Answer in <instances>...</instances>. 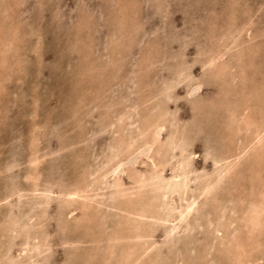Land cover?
I'll return each mask as SVG.
<instances>
[{"label": "rangeland", "instance_id": "374dc122", "mask_svg": "<svg viewBox=\"0 0 264 264\" xmlns=\"http://www.w3.org/2000/svg\"><path fill=\"white\" fill-rule=\"evenodd\" d=\"M263 30L264 0H0V264H264Z\"/></svg>", "mask_w": 264, "mask_h": 264}, {"label": "bare ground", "instance_id": "6f19581e", "mask_svg": "<svg viewBox=\"0 0 264 264\" xmlns=\"http://www.w3.org/2000/svg\"><path fill=\"white\" fill-rule=\"evenodd\" d=\"M235 3H236V1H235ZM235 3H234V4H235ZM232 4H233V3H232ZM235 6H236V4H235ZM225 11H226V10H225ZM248 11H249V10H248ZM227 12H228V11H227ZM250 12L252 13L251 10H250ZM246 13H247V12H246ZM225 14H226V13H225ZM230 14H231V13H230ZM242 14H244V13H242ZM254 14H256V13H254ZM223 15H224V14H223ZM233 15H235V13H233ZM246 15H247V14H246ZM226 16H227V15H226ZM247 16H248V15H247ZM227 17H228V16H227ZM227 19H228V18H227ZM249 20H250V19H249ZM249 20H247V21H249ZM123 21H124V20H123ZM127 21H128V20H127ZM221 21H222V20H221ZM228 21H229V20H228ZM228 21H227V22H228ZM227 22H226V23H227ZM230 22H231V21H229V23H230ZM215 24H216V23H215ZM222 24H224V23H222ZM237 24H239V23H237ZM237 24H236V25H237ZM251 24H252V23H251ZM241 25H242V24H241ZM243 25H245V24H243ZM226 26H227V24H226ZM229 26H230V25H229ZM237 26H238V25H237ZM239 26H240V25H239ZM239 26H238V27H239ZM227 27H228V26H227ZM231 27H232V25H231ZM233 28H234V27H233ZM235 30H236V29H235ZM263 32H264V30H263ZM245 33H246V32H245ZM253 33H254V32H253ZM219 34H220V33H219ZM254 34H255V33H254ZM217 35H218V34H217ZM250 35H251V34H250ZM263 35H264V34H263ZM215 36H216V35H215ZM220 36H221V35H220ZM116 37H117V36H116ZM241 37H242V35H241ZM242 38H243V37H242ZM253 39H254V38H253ZM242 40H243V39H242ZM218 42H219V41H218ZM231 48H232V47H231ZM233 48H234V47H233ZM248 49H249V48H248ZM251 49H252V48H251ZM253 49H254V48H253ZM253 49H252V50H253ZM262 51H263V50H262ZM257 52H258V51H257ZM224 54H225V53H224ZM209 55H210V54H209ZM239 55H240V54H239ZM248 56H249V55H248ZM263 56H264V55H263ZM253 57H254V56H253ZM4 58H5V57H4ZM146 58H147V57H146ZM210 58H211V57H210ZM214 58H215V57H214ZM239 58H240V57H239ZM256 58L258 59V57H256ZM144 59H145V57H144ZM150 59H151V58H150ZM247 59H248V58H247ZM247 59H246V60H247ZM228 60H229V59H228ZM234 60H235V59H234ZM243 60H244V59H243ZM217 61H218V60H217ZM232 61H233V60H232ZM255 61H256V60H255ZM257 62H258V61H257ZM214 63H215V62H214ZM219 63H220V62H219ZM242 63H243V62H242ZM263 64H264V63H263ZM231 65H232V64H231ZM213 66H214V65H213ZM221 66H222V65H221ZM250 66H251V65H250ZM211 67H212V66H211ZM233 67H234V66H233ZM220 68H221V67H220ZM220 68H219V69H220ZM251 69H252V67H251ZM245 70H246V69H245ZM216 71H217V70H216ZM218 71H219V70H218ZM218 71H217V73H218ZM231 71H232V70H231ZM251 72H252V70H251ZM232 73H233V72H231V74H232ZM252 73H254V72H252ZM214 74H215V72H214ZM229 74H230V73H229ZM229 74H228V77H229ZM246 74H247V73H246ZM232 75H233V74H232ZM235 75H236V74H235ZM207 76H208V75H207ZM139 77H140V76H139ZM251 77H252V76H251ZM218 78H219V77H218ZM222 78H224V77H222ZM225 78H226V77H225ZM225 78H224V79H225ZM224 79H222V80H224ZM114 80H115V79H114ZM210 80H211V79H210ZM215 80H216V79H215ZM211 81H212V80H211ZM225 81H226V80H225ZM235 81H236V79H235ZM216 82H217V81H216ZM226 82H227V81H226ZM253 82H254V81H253ZM256 82H257V80H256ZM232 84H233V83H232ZM251 85H252V84H251ZM218 86H219V85H218ZM220 90H221V88H220ZM218 91H219V90H218ZM260 91H261V90H260ZM221 92H222V90H221ZM0 93H1V92H0ZM2 93H3V92H2ZM259 93H260V92H259ZM224 94H225V93H224ZM226 94H227V93H226ZM149 95H150V94H149ZM222 95H223V94H222ZM219 96H220V95H219ZM219 96H217V97L219 98ZM224 96H225V95H224ZM142 97H143V96H142ZM215 97H216V96H215ZM149 98H150V96H149ZM218 98H217V99H218ZM223 98H224V97H223ZM217 99H216V100H217ZM220 99H222V98H220ZM226 99H227V97H226ZM228 99H229V98H228ZM142 100H143V99H142ZM139 101H140V100H139ZM148 101H149V99H148ZM152 101H153V100H152ZM226 101H227V100H225V102H226ZM261 101H262V100H261ZM153 102H154V101H153ZM203 102H204V101H202L201 103H203ZM225 102H224V103L221 102V103H223V105H224V104L226 105L227 102H226V103H225ZM137 103H138V102H137ZM217 103H218V102H217ZM219 103H220V102H219ZM132 104H133V103H132ZM144 105H145V104H144ZM153 106H154V105H153ZM210 106L212 107V105H210ZM237 106H238V105H237ZM125 107H126V106H125ZM127 108H128V107H127ZM127 108H126V109H127ZM155 108H156V107H155ZM159 108H160V107H159ZM202 108H203V107H202ZM205 108H207V106H206ZM205 108H204V109H205ZM221 108H222V107H221ZM221 108H220V109H221ZM223 108H224V107H223ZM153 109H154V108H153ZM198 109H199V108H198ZM204 109H203V111H204ZM218 109H219V108L215 109V111H218ZM225 109H226V106H225ZM260 109H261V108H260ZM146 110H147V108H146ZM156 110H157V109H156ZM137 111H139V110H137ZM141 111H142V110H141ZM245 111H246V110H245ZM139 112H140V111H139ZM151 112H152V111H151ZM155 112H156V111H155ZM163 112H164V111H163ZM165 112H166V111H165ZM198 112H199V111H198ZM221 112H224V111H221ZM221 112H220V114H221ZM225 112H226V111H225ZM228 112H229V111H228ZM125 113H126V112H125ZM158 113H159V112H158ZM260 113H261V112H260ZM139 114H140V113H139ZM143 114H144V113H143ZM143 114H142V115H143ZM202 115H204V114H202ZM211 115H213V114H211ZM226 115H227V113H226L225 115H223V116L225 117ZM233 115H234V114H233ZM116 116H118V115H116ZM116 116H115V117H116ZM147 116H148V114H147ZM208 116H209V115H208ZM215 116H216V115H215ZM221 116H222V114H221ZM229 116H230V115H229ZM229 116H228V117H229ZM122 117H123V116H122ZM204 117H205V115H204ZM212 117H214V116H212ZM230 117H231V116H230ZM149 118H150V117H149ZM151 118H152V117H151ZM207 118H208V117H207ZM226 118H227V117H226ZM226 118H224V119L221 118V119L225 120ZM143 119H144V118H143ZM215 119H216V117H215ZM219 119H220V118H219ZM230 119H231V118H230ZM235 119H236V118H235ZM132 120H133V119H132ZM135 120H136V117H135ZM148 120H149V119H148ZM156 120H157V119H156ZM233 120H234V119H233ZM240 120L243 121V118H241ZM138 121H140V120H138ZM143 121H144V120H143ZM225 121H226V120H225ZM236 121H237V120H236ZM236 121H235V123H236ZM118 122H119V121H118ZM210 122H212V121H209V123H210ZM220 122H221V121H220ZM230 122H231V121H230ZM230 122H229V123H230ZM243 122H244V121H243ZM109 123H110V122H109ZM109 123H108V125H112V123H111V124H109ZM126 123H127V122H126ZM131 123H133V122L131 121ZM134 123H135V122H134ZM134 123H133V124H134ZM209 123H208V124H209ZM212 123H213V122H212ZM232 123H234V122H232ZM237 123H239V122H237ZM140 124H141V123H140ZM146 124H147V122H146ZM157 124H158V123H157ZM213 124H214V123H213ZM219 124H222V125H221L222 128L224 127L223 122H221V123H218V124H217V125H218V128H219ZM149 125H151V124H149ZM149 125H148V126H149ZM152 125H153V124H152ZM236 125H237V124H236ZM253 125H254V124H253ZM261 125H262V123H261ZM204 126H205V125H203V127H204ZM210 126L213 127L214 125H210ZM226 126L229 127L228 125H226ZM244 126H245V125H244ZM244 126H243V127H244ZM248 126H249V125H248ZM151 127H152V126H151ZM151 127H150V128H151ZM153 127H154V126H153ZM155 127H156V126H155ZM227 127H225V128H227ZM245 127H247V126H245ZM245 127H244V129H245ZM253 127H254V128H255V127L258 128L259 126H258V125H257V126L255 125V126H253ZM136 128H137V126H136ZM136 128H135V130H136ZM147 128H148V127H147ZM225 128H224V130H225ZM248 128H251V127L249 126ZM36 129H37V128H36ZM137 129H139V128H137ZM227 129H228V128H227ZM263 129H264V125L262 126V130H263ZM37 130H38V129H37ZM245 130H246V129H245ZM253 130H254V129H253ZM253 130H252V128H251V131H252V132H253ZM255 130H256V129H255ZM255 130H254V131H255ZM116 131H117V130H116ZM137 131H138V130H137ZM143 131H144V130H143ZM222 131H223V130H222ZM222 131H221V132L219 131V132L222 133ZM228 131H229V130H228ZM248 131H249V130H247V132H248ZM251 131H249V132H251ZM260 131H261V130H260ZM135 132H136V131H134V133H135ZM147 132L149 133L150 131L148 130ZM155 132H156V131H155ZM240 132H241V131H240ZM134 133H133V134H134ZM144 133H145V132H144ZM220 133H219V135H221ZM228 133H230V132H228ZM234 133H235V132H234ZM256 133H257V132H256ZM256 133H255V134H256ZM155 134H156V133H155ZM217 134H218V133H216V136H219V135H217ZM244 134H246V133H244ZM250 134H251V133H250ZM258 134H259V133H258ZM145 135H148V134H145ZM151 135H152V134H151ZM212 135H213V134H212ZM248 135H249V134H248ZM252 135H254V132L252 133ZM261 135H262V134H261ZM132 136H133V135H132ZM136 136H137V135H136ZM154 136H155V135H154ZM173 136H174V135H173ZM175 136H176V135H175ZM175 136H174V137H175ZM239 136H240V133H239ZM239 136H238V137H239ZM246 136H247V135H246ZM246 136H244V137H246ZM249 136H251V135H249ZM254 136H255V135H254ZM254 136H253V139L256 137V136H255V137H254ZM259 136H260V135H259ZM134 137H135V135H134ZM176 137H177V136H176ZM212 137H213V136H212ZM221 137H225V136L222 134ZM235 137H237V135L234 136V138H235ZM238 137H237V138H238ZM121 138H122V137H121ZM121 138H120V139H121ZM136 138H137V137H136ZM146 138H147V137H146ZM148 138H149V140H150V137H148ZM172 138H173V137H172ZM178 138H179V137H178ZM230 138H231V137H230ZM230 138H229V140H230ZM234 138H233V139H234ZM240 138H243V136L240 137ZM36 139H37V138H36ZM154 139H155V138H154ZM154 139H153V140H154ZM168 139H169V138H168ZM213 139H214V138H213ZM224 139H225V138H224ZM235 139H236V138H235ZM248 139H249V138H248ZM147 140H148V139H147ZM153 140H152V142H153ZM256 140H257V137H256ZM34 141H35V140H34ZM34 141H33V142H34ZM150 141H151V140H150ZM215 141H217V140H215ZM219 141H220V139H219ZM219 141H218V142H219ZM225 141H226V140H225ZM259 141H262V143L264 142V138H263V136H262V140H259V139H258V143H259ZM171 142H172V141H171ZM179 142H180V141H179ZM188 142H189V141H186V142H184V143H188ZM220 142H221V141H220ZM227 142H229V141H227ZM234 142H236V141H234ZM234 142H233V144H234ZM36 143H37V142L35 141V145H36ZM134 143H135V142H134ZM138 143H139V142H138ZM167 143H168V141H167ZM222 143H224V142H222ZM252 143H253V142H252ZM252 143L250 144V146L252 145ZM33 144H34V143H33ZM120 144H121V143H120ZM131 144H133V142H132ZM227 144H229V143H227ZM237 144H238V143H237ZM135 145H136V144H135ZM135 145H134V147H135ZM224 145H225V144H224ZM238 145H239V144H238ZM238 145H237V147H238ZM258 145H259V144H256V147H257V148H258ZM37 146H39L38 143H37ZM169 146H170V145H169ZM171 146H172V145H171ZM218 146H220V143H219ZM234 146H235V145H234ZM246 146H247V144H246ZM259 146H260V148H261L263 145L261 146V144H260ZM32 147H33V146H32ZM35 147H36V146H35ZM180 147H181V146H180ZM253 147H255V146H252V149H253ZM30 148H31V147H30ZM130 148H131V147H130ZM221 148H222V147H221ZM221 148L219 147L218 149H221ZM225 148H226V147H225ZM230 148H231V147H230ZM36 149H37V148H36ZM36 149H35V150H36ZM120 149H121V148H120ZM122 149H123V148H122ZM183 149H184V148H183ZM226 149H227V151H228V148H226ZM247 149H248V148H247ZM252 149H251V150H252ZM31 150H32V149H31ZM38 150H39V149H38ZM127 150H129V147H128ZM127 150H125V151H127ZM223 150H224V149H223ZM245 150H246V149H245ZM256 150H258V149H256ZM36 151H37V150H36ZM170 151H173V150H170ZM181 151H182V150H181ZM227 151H226V152H227ZM239 151H240V150H239ZM247 151H248V150H247ZM247 151H246V152H247ZM253 151H254V153L251 152V154H252V153H253V154H256V153L258 152V151L255 152V149H253ZM263 151H264V149H263ZM215 152L217 153L218 151L215 150ZM226 152H224V153H226ZM230 152H231V151H230ZM237 152H238V151H237ZM29 153H30V152H29ZM155 153H156V152H155ZM222 153H223V151H222ZM249 153H250V152H249ZM260 153H262V151H261ZM260 153H259V155H262V154H260ZM226 154H228V153H226ZM236 154H237V153H236ZM32 155H33V154H32ZM157 155H159V152H158ZM216 155H217V154H216ZM220 155H221V154L218 153V156H220ZM263 155H264V152H263ZM27 156H28V155H27ZM187 156H188V155H187ZM221 156H223V155H221ZM221 156H220V157H221ZM225 156H226V155H225ZM225 156H224V157H225ZM240 156H241V154H240ZM255 156H256V159L253 158V161H254V159H255L256 162H259V161H260V160L257 161L259 158H264V156H261V157H259V158L257 157V155H255ZM242 157H243V156H242ZM26 158H27V157H26ZM37 158H38V157H37ZM158 158H159V157H157V159H158ZM182 158H184V157H182ZM211 158H216V157L213 156V157H211ZM237 158H238V157H237ZM33 159H36V158H33ZM38 159H39V158H38ZM166 159H168V158H166ZM230 159H232V158H230ZM213 160H214V159H213ZM218 160H219V159H218ZM218 160H217V161H218ZM236 160H237V159H236ZM263 160H264V159H262L261 162H263ZM32 161H33V160H32ZM165 161H166V160H165ZM183 161H184V159H183ZM253 161L250 162V163H253V165H254L253 167L257 166V167L259 168V164H254ZM25 162H27V161H25ZM33 162H34V161H33ZM35 162H36V161H35ZM160 162H161V161H160ZM171 162H173V161H171ZM184 162H185V161H184ZM213 162H214V161H213ZM223 162H224V161H223ZM227 162H228V160H227ZM256 162H255V163H256ZM214 163H215V162H214ZM259 163H260V162H259ZM263 163H264V162H263ZM153 164H154V163H153ZM153 164H152V165H153ZM184 164H185V163H184ZM165 165H166V164H165ZM168 165H169V164H168ZM176 165H177V164H176ZM181 165H182V164H181ZM153 166H154V165H153ZM162 166H163V165H162ZM218 166H219V165H218ZM218 166H217V167H218ZM263 166H264V165H263ZM219 167H220V166H219ZM219 167H218V168H219ZM253 167H252V168L250 167V168L253 169ZM260 167H261V168L259 169V171L261 170V172L263 173V171H262V166H260ZM176 168H177V167H176ZM176 168H174V169H176ZM179 168H181V167H179ZM214 168H215V167H214ZM35 169H36V168H35ZM151 169H153V168L148 169V170H150V171H147V172H151ZM158 169H159V168H158ZM163 169H164V168H163ZM172 169H173V168H172ZM174 169H173V170H174ZM177 169H178V168H177ZM181 169H182V168H181ZM254 169H255V168H254ZM155 170H156V169H155ZM213 170H214V169H213ZM213 170H212V171H213ZM249 170H250V169H249ZM153 171H154V169H153ZM177 171H180V170H177ZM223 171H224V170H223ZM230 171H232V170H230ZM147 172H146V173H147ZM157 172H158V171H157ZM162 172H163V171H162ZM181 172H183V171H181ZM181 172H178V173H181ZM213 172H214V171H213ZM216 172H217V171H216ZM224 172H225V171H224ZM234 172H235V171H234ZM253 172H254V171H253ZM137 173H138V171H137ZM137 173H136V174H137ZM144 173H145V172H144ZM183 173H184V172H183ZM247 173H248V172H247ZM138 174H139V173H138ZM138 174H137V175H138ZM148 174H149V173H148ZM185 174H186V173H185ZM214 174H215V173H214ZM225 174H228V173H225ZM231 174H232V173H231ZM254 174H257V171H255ZM254 174H253V175H254ZM259 174H260V172H259ZM146 175H147V174H146ZM207 175H208V174H207ZM234 175H235V174H234ZM251 175H252V173L250 174V177H251ZM253 175H252V176H253ZM260 175H261V174H260ZM102 176H104V175H102ZM140 176H141V175H140ZM147 176H148V175H147ZM149 176H151V175H149ZM158 176H160V175H158ZM163 176H164V175H163ZM163 176H162V177H163ZM173 176H176V175H173ZM182 176H183V175H182ZM210 176H211V174L209 175V177H210ZM220 176H221V175H220ZM105 177H106V176H105ZM143 177H145V174H144ZM155 177H157V176H155ZM155 177H154V178H155ZM167 177H168V176H167ZM171 177H172V176H171ZM234 177H235V176H234ZM234 177H233V178H234ZM236 177H237V176H236ZM250 177H249V178H250ZM254 177H255V176H254ZM254 177H251V178H250V180H251L250 182L252 183V185H253V183H254V182H252V181H253V180H254V181L256 180L257 175H256V178H254ZM210 178H211V177H210ZM210 178H209V180H210ZM213 178H214V177H213ZM217 178H218V177H217ZM224 178H225V177H224ZM252 178H254V179L252 180ZM33 179H34V178H33ZM102 179H103V178H102ZM155 179H156V178H155ZM158 179H159V178H158ZM161 179H163V178H161ZM186 179H187V178H186ZM219 179H221V178H219ZM219 179H218V180H219ZM237 179H238V178H237ZM257 179H258V178H257ZM259 179H260V178H259ZM259 179H258V180H259ZM261 179H263V178H261ZM30 180H31V179H30ZM148 180H150V179L148 178L147 181H148ZM165 180H166V179H165ZM174 180H176V179H174ZM174 180L172 179V182H173ZM182 180L184 181V178H183ZM182 180H181V181H182ZM227 180H228V179H227ZM234 180H235V179H234ZM245 180H246V179H245ZM145 181H146V180H144V182H145ZM159 181H160V180H159ZM159 181H158V182H159ZM163 181H164V180H163ZM178 181H179V179H178ZM186 181H187V180H186ZM186 181H184V182H186ZM211 181H212V180H211ZM240 181H241V180H240ZM261 181H262V180H259L260 183H261ZM36 182H37V180H36ZM169 182H170V185H171V181H169ZM176 182H177V181H176ZM184 182H183V183H184ZM244 182H245V181H244ZM256 182H258V181H256ZM28 183H29V182H28ZM150 183H151V182H150ZM161 183H162V182H161ZM164 183H165V182H164ZM207 183H208V182H207ZM227 183H228V182H227ZM84 184H85V183H84ZM119 184H120V183H119ZM178 184H179V183H178ZM184 184H185V183H184ZM205 184H206V183H205ZM212 184H213V183H212ZM263 184H264V183L262 182V184H261L260 186H262ZM28 185H29V184H28ZM122 185H123V184H122ZM156 185H157V184H156ZM165 185H166V184H165ZM235 185H237V184H235ZM248 185H249V182H248ZM255 185H256V184H255ZM257 185H258V184H257ZM157 186H159V185H157ZM212 186H213V185H212ZM32 187H33V185H32ZM38 187H39V186H38ZM120 187H121V186H120ZM124 187H126V186H124ZM204 187H207V186H204ZM213 187H214V186H213ZM232 187H233V186H232ZM234 187H235V186H234ZM251 187H252V186H251ZM256 187H257V186H256ZM258 187H259V186H258ZM262 187H263V186H262ZM262 187H260L261 190H262ZM22 188H23V187H22ZM35 188H36V187H35ZM188 188H189V186H188ZM188 188H187V189H188ZM235 188H236V187H235ZM239 188H241V186H240ZM263 188H264V187H263ZM125 189H126V188H125ZM208 189H209V188H208ZM212 189H213V188H212ZM212 189H211V190H212ZM231 189H232V188H231ZM237 189H238V188H237ZM242 189H243V188H242ZM247 189H248V188H247ZM182 190H183V189H182ZM197 190L199 191V189H197ZM214 190H215V189H214ZM240 190H241V189H240ZM258 190H260V189H258ZM22 191H23V190H22ZM26 191H27V189H26ZM28 191H29V190H28ZM238 191H239V190H238ZM250 191H251V190H250ZM252 191H253V190H252ZM263 191H264V190H263ZM30 192H31V191H30ZM32 192H33V191H32ZM32 192H31V193H32ZM118 192H119V191H117V194H119ZM137 192H138V191H137ZM140 192H141V191H140ZM199 192H201V191H199ZM205 192H206V191H205ZM214 192H215V191H214ZM235 192H236V191H235ZM248 192H249V191H248ZM19 193H20V190H19ZM23 193H24V192H23ZM26 193H27V192H26ZM35 193H36V191H35ZM111 193H112V192H111ZM143 193H145V192H143ZM149 193H150V192H148V194H149ZM158 193H159V192H158ZM239 193H240V192H239ZM257 193H258V192H257ZM66 194H68L69 196H73L74 194H76V191H74V190H67ZM114 194H115V193H114ZM137 194H139V193H137ZM193 194H195V192L192 193V195H193ZM196 194H197V192H196ZM196 194L194 195L195 197L197 196ZM198 194H199V193H198ZM201 194H202V192H201ZM204 194H205V193H204ZM258 194H259V193H258ZM0 195H1V194H0ZM25 195H26V194H25ZM32 195H33V194H32ZM36 195H37V194H36ZM127 195H128V194H127ZM130 195H131V194H130ZM143 195H146V194H143ZM161 195H162V192H161ZM189 195H190V193H189ZM205 195H206V194H205ZM5 196L7 197L8 194H7V195L5 194ZM9 196H10V195H9ZM110 196H113V194L110 195ZM140 196H141V195H140ZM146 196H147V195H146ZM154 196H155V195H154ZM157 196H158V195H157ZM182 196H183V195H182ZM194 196H193V197H194ZM210 196H211V195H210ZM214 196H215V195H214ZM0 197H1V199H2V195H1ZM20 197H22V196H20ZM31 197H32V196H31ZM34 197H35V196H34ZM113 197H114V196H113ZM116 197H118V196H115V198H116ZM142 197H143V196H142ZM151 197H152V196H151ZM159 197H160V196H159ZM193 197H192V198H193ZM236 197H237V196H236ZM7 198H9V197H7ZM22 198H23V197H22ZM144 198H145V197H144ZM149 198H150V197H149ZM231 198H232V197H231ZM28 199H29V198H28ZM36 199H37V198H35V200H36ZM136 199H138V198H136ZM146 199H147V198H146ZM152 199L155 200V197H152ZM181 199H182V198H181ZM189 199H190V198H188V200H189ZM203 199H204V198H203ZM210 199H211V197H210ZM236 199H238V198H236ZM20 200H21V198H20ZM25 200H26V199H25ZM198 200H199V199H198ZM241 200H242V199H241ZM102 201H104V200H102ZM140 201H141V200H140ZM158 201H159V199H158ZM160 201H162V200H160ZM180 201H181V200H180ZM182 201H183V200H182ZM184 201H185V200H184ZM184 201H183V202H184ZM231 201H233V200L231 199ZM141 202H142V201H141ZM147 202H148V201H147ZM151 202H152V201H151ZM156 202H157V201H156ZM189 202H190V200H189ZM196 202H197V199H196ZM239 202H240V201H239ZM34 203H35V202H34ZM99 203H100V202H99ZM110 203H111V202H110ZM157 203H159V202H157ZM160 203H161V202H160ZM162 203L165 204L164 201H163ZM177 203H178V202H177ZM177 203H176V205H178ZM181 203H182V202H181ZM190 203H191V202H190ZM190 203H189V204H190ZM192 203H193V200H192ZM243 203H244V202H243ZM32 204H33V203H32ZM101 204H102V203H101ZM121 204H122V203H121ZM145 204H146V203H145ZM155 204H156V203H155ZM183 204H184V203H182L181 207L183 206ZM189 204H188V205H189ZM218 204H219V202H218ZM224 204H225V203H224ZM227 204H228V202L225 204V206H227ZM102 205H103V204H102ZM104 205H107V204H104ZM108 205H109V204H108ZM108 205H107V206H108ZM191 205H192V204H191ZM229 205H231V204H229ZM229 205L227 206L228 212H229V210H231V209L233 208V207H232V208H228ZM233 205H234V203L232 204V206H233ZM107 206H106V207H107ZM136 206H137V205H136ZM152 206H153V205H152ZM156 206H159V205H156ZM179 206H180V205H179ZM179 206H177V207L179 208ZM189 206H190V205H189ZM189 206H188V207H189ZM192 206H193V205H192ZM31 207H32V205H31ZM95 207H96V206H95ZM95 207H94V208H95ZM99 207H100V206H99ZM99 207H98V208H99ZM103 207H104V206H103ZM163 207H164L163 209H165V206H164V205H163ZM170 207H171V206H170ZM222 207H223V206H222ZM230 207H231V206H230ZM28 208H29V207H28ZM96 208H97V207H96ZM143 208H144V207H143ZM156 208H159V207H156ZM161 208H162V207H161ZM166 208H167V207H166ZM190 208H191V207H189L188 210H189ZM234 208H235V207H234ZM242 208H243V207H242ZM101 209H102V208H101ZM101 209H100V210H101ZM104 209H105V208H104ZM118 209H119V208H118ZM171 209H172V208H170V210H171ZM181 209H184V208H181ZM181 209H180V210H181ZM141 210L144 211V209H142V208H141ZM159 210H160V208L158 209V214H160L159 212L162 213V211H159ZM161 210H162V209H161ZM166 210H167V209H165V211H166ZM184 210H186V209H184ZM184 210H183V211H184ZM222 210H223V212H224V210L227 211L226 209H222ZM222 210H221V211H222ZM238 210H240V209H238ZM154 211H155V210H154ZM154 211H153V213H154ZM168 211H169V209H168ZM175 211H176V210H175ZM183 211H180V212H183ZM189 211H190V210H189ZM189 211H188V212H189ZM118 212H119V211H118ZM156 212H157V210H156ZM176 212H179V211H176ZM176 212H175V213H176ZM141 213H142V211H141ZM163 213H164V211H163ZM163 213H162V215H163ZM169 213H170V211H169ZM169 213H168V214H169ZM173 213H174V212H173ZM220 213H221V212H220ZM225 213H227V212H225ZM225 213H224V214H225ZM233 213H234V212H233ZM120 214H121V213H120ZM154 214H155V213H154ZM171 214H172V213H171ZM217 214H218V213H217ZM229 214H230V213H229ZM229 214H228V215H229ZM234 214H235V213H234ZM236 214H237V213H236ZM238 214H239V213H238ZM121 215H122V214H121ZM173 215H174V214H173ZM173 215H172V217H173ZM178 215H179V213H178ZM186 215H187V214H186ZM232 215H233V214H232ZM244 215H245V214H244ZM0 216H1V214H0ZM169 216H170V214H169ZM180 216H181V215H180ZM220 216H221V215H220ZM223 216H224V215H223ZM236 216H237V215H236ZM236 216H235V217H236ZM239 216H240V215H239ZM242 216H243V215H242ZM91 217H92V216H91ZM91 217H90V218H91ZM96 217H97V214H96ZM114 217H115V216H114ZM131 217H132V216H131ZM157 217H158V216H156L155 218H157ZM170 217H171V216H170ZM226 217H227V216H226ZM226 217H225V218H226ZM237 217H238V216H237ZM251 217H253V216H249V219H250ZM255 217H256V216H254V219H255ZM28 218H29V217H28ZM228 218H229V217H227V219H228ZM230 218H233V217H230ZM230 218H229V219H230ZM238 218H240V217H238ZM247 218H248V216H247ZM247 218H245V219L247 220ZM31 219H32V218H31ZM31 219H30V220H31ZM86 219H88V218H86ZM182 219H183V218H182ZM234 219H235V218H234ZM240 219H241V218H240ZM254 219H252V220H254ZM30 220H29V221H30ZM88 220H89V219H88ZM90 220H91V223L94 222V221L92 222L93 219H90ZM160 220H161V219L159 218V221H160ZM235 220H236V219H235ZM237 220H238V223H240V222H239V219H237ZM85 221H86V220H85ZM173 221H174V220H173ZM255 221H256V220H255ZM152 222H153V221H152ZM250 222H251V221H250ZM25 223H27V221H26ZM28 223H29V222H28ZM28 223H27V225H28ZM88 223H89V222H88ZM88 223H86V224H88ZM153 223H156V222H153ZM233 223H234V220H233ZM233 223H232V224H233ZM235 223H236V222H235ZM238 223H236V224H238ZM243 223H244V222H243ZM22 224H23V223H22ZM22 224H21V225H22ZM30 224H31V223H30ZM86 224H85V225L83 224V226L86 227ZM226 224H227V222H226ZM241 224H242V223H241ZM21 225H20V226H21ZM24 225H25V224H24ZM33 225H34V224H33ZM81 225H82V224H81ZM173 225H174V224H173ZM229 225H231V224H229ZM20 226H19V227H20ZM78 226H79V225H78ZM83 226H81V228H82ZM132 226H133V225H132ZM132 226H131V228H132ZM236 226H237V225H236ZM247 226H248V225H247ZM255 226H256V225H255ZM255 226H254V227H255ZM257 226H258V225H257ZM173 227H174V226H173ZM219 227H220V226H219ZM222 227H223V226H222ZM232 227L234 228V227H235V224H234ZM232 227H231V228H232ZM254 227H253V228H254ZM258 227H259V226H258ZM27 228H29V225H28ZM32 228H33V227H32ZM95 228H96V227H95ZM138 228H139V227H138ZM214 228H215V227H214ZM224 228H225V227H224ZM233 228H232V229H233ZM235 228H236V227H235ZM244 228H245V227H244ZM21 229H22V228H21ZM114 229H116V228H114ZM216 229H218V228H216ZM227 229H228V228H227ZM255 229H257V228H255ZM259 229H260V228H259ZM18 230H19V229H18ZM88 230H89V228H88ZM131 230H134V229H131ZM223 230H224V229H223ZM3 231H4V230H2V231H0V232L3 233ZM20 231H21V230H20ZM22 231H23V230H22ZM22 231H21V232H22ZM24 231L27 232V229L24 230ZM113 231H114V230H113ZM218 231H219V229H218ZM231 231H232V230H231ZM256 231L259 232L258 230H256ZM9 232H10V231H9ZM18 232H19V231H18ZM21 232H19V233L21 234ZM26 232H24V233H26ZM135 232H136V231H135ZM219 232H220V231H219ZM240 232H241V231H240ZM257 232H256V233H257ZM22 233H23V232H22ZM24 233H23V234H24ZM27 233H28V232H27ZM115 233H116V232H115ZM124 233H125V232H124ZM226 233H228V231H226L225 234H226ZM254 233H255V232H254ZM254 233H253V234H254ZM261 233H262V232H261ZM5 234L7 235V233H5ZM34 234H35V233H34ZM225 234H224V235H225ZM233 234H234V233H233ZM263 234H264V233H263ZM2 235H3V234H2ZM141 235H142V233H141ZM226 235H228V234H226ZM226 235H225V236H226ZM247 235H248V234H247ZM257 235H258V236H257ZM257 235H256L255 238L259 237L261 234L259 235V233H257ZM7 236H9V235H7ZM25 236H26V235H25ZM34 236H35V235H34ZM149 236H150V235H149ZM216 236H217V234H216ZM229 236H230V235H229ZM0 237H1V236H0ZM26 237H27V236H26ZM28 237H30V236L28 235ZM28 237H27V238H28ZM32 237H33V236H32ZM137 237H138V236H137ZM217 237H219V236H217ZM24 238H25V237H24ZM230 238H231V237H229V239H230ZM237 238H238V237H237ZM255 238H253V240H254ZM136 239H137V238H136ZM139 239L141 240V238H139ZM257 239H258V238H257ZM257 239H256V240H257ZM25 240H26V238H25ZM29 240H30V239H29ZM107 240H108V239H107ZM142 240L145 241L144 239H142ZM146 240H148V239H146ZM218 240H219V238H218ZM234 240H235V239H234ZM248 240H249V239H248ZM250 240H251V239H250ZM253 240H252V243H253ZM6 241H7V240H6ZM99 241H100V240H99ZM148 241H149V240H148ZM261 241L264 242V240H261ZM261 241H260V242H261ZM24 242H25V241H24ZM30 242H31V241H30ZM32 242H34V240H33ZM37 242H40V241H37ZM109 242H110V241H109ZM111 242H112V241H111ZM114 242H115V241H114ZM149 242H150V241H149ZM240 242H241V241H240ZM240 242H239V243H240ZM254 242H255V241H254ZM105 243H107V242H105ZM112 243H113V242H112ZM138 243H139V242H138ZM224 243H226V241H225ZM27 244H28V240H27ZM36 244H37V243H36ZM133 244H134V243H133ZM150 244H151V243H150ZM150 244H149V245H150ZM221 244H222V243L220 242V246L222 247ZM227 244H228V243H227ZM227 244H226V246H227ZM261 244H262V243H261ZM25 245H26V244H25ZM30 245H31V244H30ZM30 245H29V246H30ZM32 245H33V244H32ZM32 245H31V247H35V246H32ZM34 245H35V243H34ZM43 245H44V244H43ZM43 245H41V246H43ZM112 245H113V244H112ZM114 245H116V243H115ZM137 245H138V244H137ZM142 245H144V244H142ZM142 245H141V246H142ZM145 245H146V242H145ZM145 245H144V247H143L144 250L146 249V248H145ZM229 245H230V244H229ZM258 245H259V243H258ZM139 246H140V244H139ZM217 246H219V245H217ZM224 246H225V245H224ZM226 246H225V247H226ZM230 246H231V245H230ZM241 246H243V245H241ZM241 246L239 245V248H240ZM4 247H5V245H4ZM31 247H30V248H31ZM148 247H149V246H148ZM221 247H220V248H221ZM232 247H233V246H232ZM247 247H248V246H247ZM256 247H257V245H256ZM256 247H255L254 249H256ZM27 248H29V247H27ZM100 248L102 249V247H100ZM106 248H107V247H106ZM114 248H115V247H114ZM140 248H141V247H140ZM149 248H151V247H149ZM229 248H230V247H228V250H229V251L233 249V248H232V249H229ZM3 249H5V248H3ZM22 249H24V247H23ZM25 249H26V247H25ZM222 249H223V247H222ZM222 249H220V250L222 251ZM257 249H258V248H257ZM262 249H263V248H262V246H261V250H262ZM28 250H29V249H28ZM28 250L26 249L25 251H28ZM32 250H33V248H32ZM93 250H94V249H93ZM140 250H141V249H140ZM217 250H218V249H217ZM223 250H224V249H223ZM235 250H236V248H235ZM235 250H234V251H235ZM244 250H245V249H244ZM21 251H22V250H21ZM29 251H31V250H29ZM39 251H40V250H39ZM136 251H137V250H136ZM145 251H147V250H145ZM215 251H216V250H215ZM232 251H233V250H232ZM238 251H239V250H238ZM6 252H7V250H6ZM32 252H33V251H32ZM142 252H143V251H141V253H142ZM253 252H254V251H253ZM21 253H22V252H21ZM128 253H129V252H128ZM144 253H145V252H144ZM144 253H143L142 255H144ZM147 253H148V252H147ZM236 253H237V252H236ZM236 253H235V254H236ZM250 253L252 254V251H251ZM145 254H146V253H145ZM235 254H232V255L234 256ZM254 254H255V252H254ZM1 255H3V254L1 253ZM26 255H27V254H26ZM30 255H31V253H30ZM147 255H148V254H147ZM230 255H231V254H230ZM241 255H242V254H241ZM257 255H258V254H257ZM8 256H9V255H8ZM27 256H28V257H27ZM27 256H26V257L29 258V255H27ZM122 256H123V255H122ZM149 256H150V255H149ZM227 256H229V252H228V255H227ZM227 256H226V257H227ZM233 256H232V262H233L234 264H236L234 261L237 262V261H238L237 258L239 259V257H238L237 254H236L237 258H236V260L233 261V259H234ZM250 256H251V255H250ZM250 256H249V258H251ZM252 256H253V255H252ZM24 257H25V256H24ZM24 257H23V258H24ZM110 257H112V254L110 255ZM119 257H120V256H119ZM142 257H143V256H142ZM144 257H145V256H144ZM229 257H230V256H229ZM229 257H227V259H231V257H230V258H229ZM234 257H235V256H234ZM23 258H22V259H23ZM27 258H26V259H27ZM126 258H127V257H126ZM148 258H149V257H146V261H148ZM240 258H241V257H240ZM249 258H248V259H249ZM253 258H254V257H253ZM256 258H257V256L254 258L255 261H256ZM1 259H2V258H1ZM30 259H31V258H30ZM30 259H29V262H30ZM227 259H226V260H227ZM242 259H243V258H241V260H242ZM24 260H25V259H24ZM144 260H145V259H144ZM249 260H250V259H249ZM228 261H229V260H228ZM247 261H248V260H247ZM255 261H254V262H255ZM260 261H262V259H261ZM141 262H142V260H141ZM144 262H145V261H144ZM229 262H231V261H229ZM250 262H251V261H250ZM5 263H7V262H5ZM5 263H3V264H5ZM142 263H143V262H142ZM145 263H147V262H145ZM233 263H232V264H233ZM237 263H239V261H238ZM246 263H249V261L246 262ZM257 263H258V262H257ZM24 264H25V263H24ZM133 264H134V263H133ZM139 264H141V263H139ZM240 264H241V263H240ZM249 264H250V263H249ZM253 264H254V263H253ZM255 264H256V262H255Z\"/></svg>", "mask_w": 264, "mask_h": 264}]
</instances>
